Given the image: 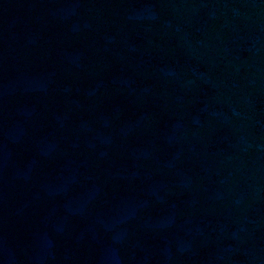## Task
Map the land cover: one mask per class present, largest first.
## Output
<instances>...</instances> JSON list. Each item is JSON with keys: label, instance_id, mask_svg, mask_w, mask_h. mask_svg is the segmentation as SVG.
Returning <instances> with one entry per match:
<instances>
[{"label": "water", "instance_id": "95a60500", "mask_svg": "<svg viewBox=\"0 0 264 264\" xmlns=\"http://www.w3.org/2000/svg\"><path fill=\"white\" fill-rule=\"evenodd\" d=\"M0 264H264V0H0Z\"/></svg>", "mask_w": 264, "mask_h": 264}]
</instances>
